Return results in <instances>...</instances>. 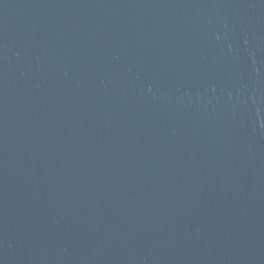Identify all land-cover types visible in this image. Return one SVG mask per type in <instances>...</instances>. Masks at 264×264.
<instances>
[{"label":"water","instance_id":"water-1","mask_svg":"<svg viewBox=\"0 0 264 264\" xmlns=\"http://www.w3.org/2000/svg\"><path fill=\"white\" fill-rule=\"evenodd\" d=\"M0 264H264V0H0Z\"/></svg>","mask_w":264,"mask_h":264}]
</instances>
